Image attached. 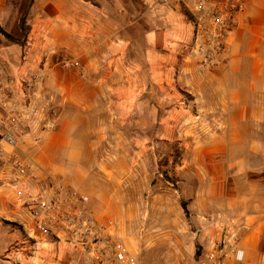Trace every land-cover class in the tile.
Returning <instances> with one entry per match:
<instances>
[{
  "label": "crops",
  "instance_id": "obj_1",
  "mask_svg": "<svg viewBox=\"0 0 264 264\" xmlns=\"http://www.w3.org/2000/svg\"><path fill=\"white\" fill-rule=\"evenodd\" d=\"M263 27L264 2L245 0L226 54L203 67L192 47V25L167 0H0L2 77L41 73L56 127L39 132L40 145L29 135L21 155L40 174L88 196L93 210L83 189L90 171L64 170V162L54 160L103 157L94 145L102 142L125 141L136 150L141 137L148 144L154 138L178 143L173 173L192 242L186 256L171 250L168 264H194L197 248L201 259L218 242L225 244V264H264ZM161 61L165 70L179 64L178 92L163 104L151 97L139 103L154 91L149 73L154 79ZM145 63L148 82L141 86ZM119 95L135 96L127 111L138 118H123L127 104ZM141 110L147 112L142 120ZM16 202L15 191L0 186V264H16L15 245L25 264L40 260L48 245ZM175 233L169 222L165 237ZM57 245L68 264L80 262L63 242Z\"/></svg>",
  "mask_w": 264,
  "mask_h": 264
},
{
  "label": "built area",
  "instance_id": "obj_2",
  "mask_svg": "<svg viewBox=\"0 0 264 264\" xmlns=\"http://www.w3.org/2000/svg\"><path fill=\"white\" fill-rule=\"evenodd\" d=\"M185 16L191 15L192 47L206 65L223 57L236 30L245 0H167ZM0 70V186L13 189L16 204L33 221L46 243L63 242L83 264H127V255L116 238L117 223L99 222L90 199L77 189L40 174L20 153L29 135L40 145L39 132L55 128L51 101L43 89L44 77L31 72L7 80ZM31 184L36 185L33 189ZM225 244L214 248L194 264H225ZM242 255L236 252L240 261ZM190 264V263H185Z\"/></svg>",
  "mask_w": 264,
  "mask_h": 264
},
{
  "label": "rangeland",
  "instance_id": "obj_3",
  "mask_svg": "<svg viewBox=\"0 0 264 264\" xmlns=\"http://www.w3.org/2000/svg\"><path fill=\"white\" fill-rule=\"evenodd\" d=\"M185 14L187 22L191 24V15ZM262 38L264 39V27ZM261 55L264 60V45L261 46ZM165 65L162 61L156 63L154 79L151 78L152 73H149V80L155 82L154 91L140 99L139 103L146 97H151L152 102L163 104V100H169L170 93L178 92L177 88L181 84L178 82L179 64L172 71L169 68L170 64L168 70H165ZM202 66L206 67V64L202 62ZM140 68L144 70V75L143 71L140 72V85L147 86V63L140 64ZM261 71L264 83V61ZM170 89L173 91L171 92ZM119 97L124 100V106L127 104L123 109V118L125 119L127 113L129 114L127 121L138 118L137 115L132 116L131 112L127 111L135 96L119 95ZM140 113L139 118L142 120L147 112L141 110ZM161 114L162 111H159L157 118H160ZM124 128H131L130 123L125 124ZM55 129L56 127L48 133L55 132ZM79 136L82 140L77 147L83 150L84 138L83 135ZM142 139L144 138L141 137L138 150L133 149L132 144L125 141L102 142L94 145L95 149L102 150L103 157L99 154L96 158L90 159L64 158L54 161L64 162L66 165L64 170L78 168L80 174L84 173V169L90 171L89 181L83 189L85 188V191L91 195V205L97 213V220L105 222L107 219H112L117 223L116 238L127 255V264H168L167 259L171 250L181 249L186 256L188 246L192 242L186 237L185 231L189 228L186 219L189 215H185L182 211L179 202V185L173 173L181 151L178 143H168L154 138L153 142L150 141L148 144ZM137 151L138 154L134 155ZM107 154L114 157L106 158ZM80 179H83V176ZM169 222L171 229L177 232L174 238L165 237L164 234ZM45 244L48 245L43 247L42 258L38 261L34 260L32 264H68L65 258L66 252L59 249L57 243L51 245L45 242ZM11 252L15 256L16 264H25V258L20 255L18 245L13 246ZM29 256L32 257L33 254ZM71 264L83 263L74 261Z\"/></svg>",
  "mask_w": 264,
  "mask_h": 264
},
{
  "label": "trees",
  "instance_id": "obj_4",
  "mask_svg": "<svg viewBox=\"0 0 264 264\" xmlns=\"http://www.w3.org/2000/svg\"><path fill=\"white\" fill-rule=\"evenodd\" d=\"M24 29L27 30L28 28L24 27ZM181 205H182V209H183L185 215H187L185 206L183 204H181ZM198 257H199V249L197 248L196 249V254H195L196 262H198L200 260V259H198Z\"/></svg>",
  "mask_w": 264,
  "mask_h": 264
}]
</instances>
